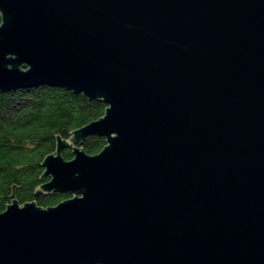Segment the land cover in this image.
Segmentation results:
<instances>
[{
  "label": "water",
  "instance_id": "1",
  "mask_svg": "<svg viewBox=\"0 0 264 264\" xmlns=\"http://www.w3.org/2000/svg\"><path fill=\"white\" fill-rule=\"evenodd\" d=\"M0 92L106 104L0 213V264H264V0H0ZM72 197V198H71Z\"/></svg>",
  "mask_w": 264,
  "mask_h": 264
},
{
  "label": "trees",
  "instance_id": "2",
  "mask_svg": "<svg viewBox=\"0 0 264 264\" xmlns=\"http://www.w3.org/2000/svg\"><path fill=\"white\" fill-rule=\"evenodd\" d=\"M2 21L0 13V26ZM81 97L52 86L30 95L0 92V213L14 201L48 209L70 199L69 193L38 199V191L50 180L43 162L60 141L66 161L74 158L75 147L93 156L106 145L99 136L72 142L74 131L103 117L107 107Z\"/></svg>",
  "mask_w": 264,
  "mask_h": 264
},
{
  "label": "rangeland",
  "instance_id": "3",
  "mask_svg": "<svg viewBox=\"0 0 264 264\" xmlns=\"http://www.w3.org/2000/svg\"><path fill=\"white\" fill-rule=\"evenodd\" d=\"M50 181V180H49Z\"/></svg>",
  "mask_w": 264,
  "mask_h": 264
}]
</instances>
